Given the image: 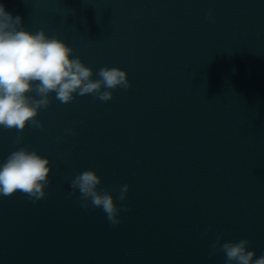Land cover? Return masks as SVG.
<instances>
[{"label": "water", "instance_id": "obj_1", "mask_svg": "<svg viewBox=\"0 0 264 264\" xmlns=\"http://www.w3.org/2000/svg\"><path fill=\"white\" fill-rule=\"evenodd\" d=\"M0 4L72 48L94 80L107 66L131 83L107 103L51 93L43 129L0 128V164L27 147L51 169L45 199L0 197V264H225L209 258L218 235L264 255V0ZM86 170L118 207L129 185L119 225L69 195Z\"/></svg>", "mask_w": 264, "mask_h": 264}, {"label": "clouds", "instance_id": "obj_2", "mask_svg": "<svg viewBox=\"0 0 264 264\" xmlns=\"http://www.w3.org/2000/svg\"><path fill=\"white\" fill-rule=\"evenodd\" d=\"M210 18L211 13L206 19ZM73 55L74 50L55 36L49 37L43 30L36 33L24 30L22 18L14 17L0 4V128L17 133H22L26 125L43 129L37 116L39 111L49 107L51 93L63 104L86 95L107 103L113 99L117 88H131L125 71L101 67L94 80L92 69L78 57L70 59ZM64 132L75 135L72 128H65ZM21 139L18 135L14 143L19 144ZM49 165L47 158L27 147L12 151L0 164V197H11L19 192L33 203L45 199V189L51 183ZM100 184L101 179L94 171H83L70 180L69 195H76L78 190L81 208H99L108 222L117 226L122 222L119 214L130 210L124 205L129 185L118 186L116 199L121 202L118 207L111 192L98 190ZM221 239L218 235L211 245L209 258L222 252L225 264H264V255L254 259L255 253L247 250L250 245L247 239L223 243Z\"/></svg>", "mask_w": 264, "mask_h": 264}]
</instances>
